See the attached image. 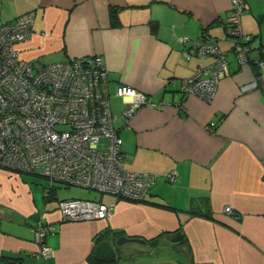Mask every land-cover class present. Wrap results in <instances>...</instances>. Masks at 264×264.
Wrapping results in <instances>:
<instances>
[{"label":"crops","instance_id":"1","mask_svg":"<svg viewBox=\"0 0 264 264\" xmlns=\"http://www.w3.org/2000/svg\"><path fill=\"white\" fill-rule=\"evenodd\" d=\"M246 3L242 30L254 37L251 59L257 61L264 45V0ZM230 11L231 0H0V24L34 13L31 36L18 48L35 69L71 58L104 59L126 167L158 177L140 202L61 185L47 200L46 179L0 168V264H89L95 238L106 230L114 238L145 239L150 250L177 249L188 264H264V82L241 89L259 77V69L235 61L236 39L225 31ZM202 34L230 61V74L210 103L182 90L183 80L213 62L184 57ZM182 37L189 42L182 44ZM121 86L150 96L155 107H142L127 119L125 101L116 96ZM117 100L124 104L120 110ZM172 173L174 182L168 180ZM71 198L116 206L106 220L63 222L58 202ZM226 206L234 214L225 213ZM38 222L55 230L46 238L53 251L46 260L36 257L40 246L32 227ZM177 233L182 241H169ZM163 234L156 248L148 245ZM109 241L127 259L125 244Z\"/></svg>","mask_w":264,"mask_h":264},{"label":"built area","instance_id":"2","mask_svg":"<svg viewBox=\"0 0 264 264\" xmlns=\"http://www.w3.org/2000/svg\"><path fill=\"white\" fill-rule=\"evenodd\" d=\"M246 8V0H231L225 27L226 34L236 39L233 54L237 64L245 67L253 62L259 69V78L244 85L243 92L264 82V60L251 59L254 37L242 30ZM34 17L31 12L0 24V168L46 179V199L61 185L133 202L144 200L157 176L126 168L104 59L98 55L71 58L35 69L22 59L18 48L31 36ZM189 40L182 37L180 42ZM183 54L187 60L213 59L182 81L183 92L213 102L221 81L230 74L228 52L202 34ZM116 96L125 101L127 119L142 107H155L150 96L129 86L119 87ZM175 179V173L168 176L170 182ZM115 206L114 202L71 198L59 200L58 211L63 222L106 220ZM224 211L234 214L229 206ZM32 231L40 246L37 259H49L53 251L46 238L54 227L38 222Z\"/></svg>","mask_w":264,"mask_h":264},{"label":"rangeland","instance_id":"3","mask_svg":"<svg viewBox=\"0 0 264 264\" xmlns=\"http://www.w3.org/2000/svg\"><path fill=\"white\" fill-rule=\"evenodd\" d=\"M111 103H112V108H115L114 100L113 101L111 100ZM122 106H124V104L122 105V101L117 100L116 109L120 110ZM125 165H126V161H125ZM83 190L86 191V189H83ZM94 193L96 194V192ZM124 247H125L124 249L123 248L121 249L126 254H128V257L127 259H124V257L121 259L120 257L119 264H188L189 263L186 260V257H182L181 254L177 251V249L174 251L155 250V249L150 250V248H146V246H143L140 244H134V243H126ZM174 248H177V246H174ZM118 249H120V247H117V251H118L117 254L120 255L121 252ZM134 249H141V250L133 251ZM131 251L132 253L129 254L128 252H131Z\"/></svg>","mask_w":264,"mask_h":264},{"label":"trees","instance_id":"4","mask_svg":"<svg viewBox=\"0 0 264 264\" xmlns=\"http://www.w3.org/2000/svg\"><path fill=\"white\" fill-rule=\"evenodd\" d=\"M111 20H112V24L113 26H116L119 24L118 22V15L116 12H112L111 13ZM158 28H159V25L157 23H153L151 25V29L153 32L157 33L158 32ZM261 52V59L264 60V47L262 46L260 49H259ZM258 76H259V73H258ZM259 78V77H258ZM37 176V175H36ZM69 188V187H68ZM49 189V186H47V188L45 190ZM54 192H55V189L52 190V192L50 193V196L47 200H50L52 197H54ZM163 208H169L171 209L169 206H163V205H159ZM119 234V233H117ZM167 237L166 234H163V235H160L158 237H156L155 239H151V240H148V245L153 247V248H156L161 240H163V238ZM110 239H114V240H117V238H114V237H111L110 236V231L106 230V231H103L102 233L98 234L97 237L95 238V241L96 243H100L102 241H105V240H110ZM119 250V249H118ZM118 252V251H117ZM121 255V253H120ZM117 254L116 258H113V259H110V260H106V261H97L94 257V254H91L88 258V262L89 264H119V260H120V257L122 259V255L120 256Z\"/></svg>","mask_w":264,"mask_h":264},{"label":"water","instance_id":"5","mask_svg":"<svg viewBox=\"0 0 264 264\" xmlns=\"http://www.w3.org/2000/svg\"><path fill=\"white\" fill-rule=\"evenodd\" d=\"M168 239L173 243H177L182 241L183 236L181 233H177L175 235L170 236ZM126 243H138V244L146 245L147 241L145 239L130 238L127 236H121L117 239V244L119 246ZM93 254L95 259L101 262L116 258L117 256V252L115 251L113 245L109 240H105L97 244Z\"/></svg>","mask_w":264,"mask_h":264},{"label":"bare ground","instance_id":"6","mask_svg":"<svg viewBox=\"0 0 264 264\" xmlns=\"http://www.w3.org/2000/svg\"><path fill=\"white\" fill-rule=\"evenodd\" d=\"M158 178V177H157ZM157 182V181H156ZM156 184V183H155ZM143 201V200H142Z\"/></svg>","mask_w":264,"mask_h":264}]
</instances>
